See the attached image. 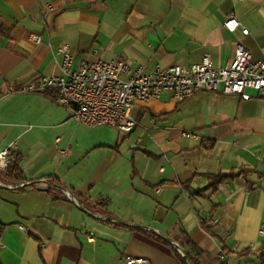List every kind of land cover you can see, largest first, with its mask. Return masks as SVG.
Masks as SVG:
<instances>
[{
	"label": "crops",
	"instance_id": "obj_1",
	"mask_svg": "<svg viewBox=\"0 0 264 264\" xmlns=\"http://www.w3.org/2000/svg\"><path fill=\"white\" fill-rule=\"evenodd\" d=\"M61 43L74 65L121 58L149 72L208 55L222 67L236 44L264 54V0H0V151L23 174L18 187L0 169V264H184L186 241L204 253L196 264H218L223 247L226 264H258L264 97L163 93L135 103L130 132L86 126L48 93L17 90L59 73Z\"/></svg>",
	"mask_w": 264,
	"mask_h": 264
},
{
	"label": "built area",
	"instance_id": "obj_2",
	"mask_svg": "<svg viewBox=\"0 0 264 264\" xmlns=\"http://www.w3.org/2000/svg\"><path fill=\"white\" fill-rule=\"evenodd\" d=\"M222 25L228 31H233L239 26V21L230 14ZM240 29L247 34L245 27L241 26ZM35 41L39 43L40 37L36 36ZM54 55L59 57L57 75L39 76L20 84L17 90H52L55 102L68 113L70 119L86 126L107 125L124 133L130 132L136 124L131 114L135 103L158 98L163 93L171 94L176 100L190 97L196 91L242 96L250 90L264 97V54L254 58L240 44H236L233 57L222 67L214 66L210 57L203 55L197 63L166 67L156 65L149 72H143L141 68L132 69L121 58L81 61L74 65L66 43L57 45ZM8 159V151H0V169L6 167ZM20 185L22 183L14 186ZM66 194L72 197L68 192ZM258 233H264V224ZM217 258L226 264L223 252ZM126 263L145 264L146 260L129 257Z\"/></svg>",
	"mask_w": 264,
	"mask_h": 264
},
{
	"label": "trees",
	"instance_id": "obj_3",
	"mask_svg": "<svg viewBox=\"0 0 264 264\" xmlns=\"http://www.w3.org/2000/svg\"><path fill=\"white\" fill-rule=\"evenodd\" d=\"M34 93H48L49 95H51L53 97V99L55 98V94L52 90L50 89H45L43 91H36ZM18 161H19V156L18 155H14L13 159L8 160L7 161V166L4 172H1V177L3 179H10L12 182H14L15 184L18 182H21L23 179V174L22 171L20 170L19 166H18ZM246 172L245 169H240L238 172H229L227 174H216V175H208L207 176V184L200 189H197L194 193L196 194H203L204 192L208 191V190H213L217 184L221 183L222 181L228 179V178H233L236 177L238 175L244 174ZM20 180V181H19ZM54 183H57L60 185V183L53 179ZM21 183H17L16 185H19ZM20 187V186H18ZM71 196L74 197L72 191H70ZM75 199V197H74ZM200 225L202 226V228H204L207 232L212 233L211 227L206 225L204 221H200ZM186 245L188 246L190 252L193 254V256H191L190 254L185 253L184 255L186 256V258H188L187 260L190 261V264H196V260H195V256H199L204 254L203 251H201L198 247H196L194 244H192L190 241H186ZM223 252H226L225 248H222ZM248 253V251H242L239 253L240 256L242 255H246ZM257 258L259 260L258 264H264V250H260L258 253H256ZM218 264H223L221 261L218 262Z\"/></svg>",
	"mask_w": 264,
	"mask_h": 264
},
{
	"label": "water",
	"instance_id": "obj_4",
	"mask_svg": "<svg viewBox=\"0 0 264 264\" xmlns=\"http://www.w3.org/2000/svg\"><path fill=\"white\" fill-rule=\"evenodd\" d=\"M171 244H174L173 246H175L181 252L180 247L176 243H171ZM181 257H182V260H183L184 264H189V262H188V260H187V258H186V256L184 255L183 252H181Z\"/></svg>",
	"mask_w": 264,
	"mask_h": 264
}]
</instances>
